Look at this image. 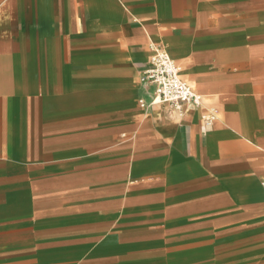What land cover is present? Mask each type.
Segmentation results:
<instances>
[{"label": "crops", "instance_id": "0c3cea01", "mask_svg": "<svg viewBox=\"0 0 264 264\" xmlns=\"http://www.w3.org/2000/svg\"><path fill=\"white\" fill-rule=\"evenodd\" d=\"M0 264H264V0H0Z\"/></svg>", "mask_w": 264, "mask_h": 264}, {"label": "built area", "instance_id": "2783aa9c", "mask_svg": "<svg viewBox=\"0 0 264 264\" xmlns=\"http://www.w3.org/2000/svg\"><path fill=\"white\" fill-rule=\"evenodd\" d=\"M151 57L144 70L141 82L146 87H154L151 102L140 101L142 107L165 105L170 114L182 116L186 106L201 108L203 95L196 92L192 86L181 78V67L157 44H150ZM218 109L209 107L202 114L205 127H211L218 119Z\"/></svg>", "mask_w": 264, "mask_h": 264}, {"label": "rangeland", "instance_id": "374dc122", "mask_svg": "<svg viewBox=\"0 0 264 264\" xmlns=\"http://www.w3.org/2000/svg\"><path fill=\"white\" fill-rule=\"evenodd\" d=\"M261 258H262V254H259V257H258V259H259V260H261Z\"/></svg>", "mask_w": 264, "mask_h": 264}]
</instances>
